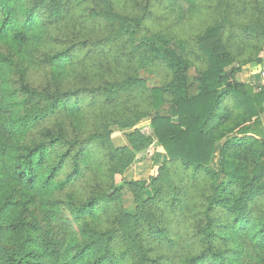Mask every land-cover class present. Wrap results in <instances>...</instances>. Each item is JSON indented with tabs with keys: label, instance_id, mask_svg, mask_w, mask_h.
Returning a JSON list of instances; mask_svg holds the SVG:
<instances>
[{
	"label": "trees",
	"instance_id": "trees-1",
	"mask_svg": "<svg viewBox=\"0 0 264 264\" xmlns=\"http://www.w3.org/2000/svg\"><path fill=\"white\" fill-rule=\"evenodd\" d=\"M263 51L264 0H0V264H264Z\"/></svg>",
	"mask_w": 264,
	"mask_h": 264
},
{
	"label": "rangeland",
	"instance_id": "rangeland-1",
	"mask_svg": "<svg viewBox=\"0 0 264 264\" xmlns=\"http://www.w3.org/2000/svg\"><path fill=\"white\" fill-rule=\"evenodd\" d=\"M180 30H191L193 28V25L190 23L188 24L187 21H184L180 23L179 25ZM174 44V43H173ZM172 46L176 48V45L174 44ZM262 62L260 64H251L249 66H246L242 70H244V73L250 74L253 77H256L255 81L259 82L258 84L255 83V85H264V79L261 78L260 74L264 72V51L260 54ZM252 77V78H253ZM246 83L250 85V81L244 80ZM148 121V120H147ZM263 123H264V117H263ZM129 132V130H121L118 128H113V133H112V140L113 143L117 146H122L123 144H126L127 141L125 140V134ZM218 151H219V146L216 148V151L213 155V159L211 161V166L218 169ZM164 153L161 149H158L156 151L155 157L153 159H150L146 157L145 153L138 154L136 156V159L134 162L128 167V169L123 173V179L128 180V179H147L151 171L158 167L163 160ZM123 194L125 197H129V192L127 189L123 190Z\"/></svg>",
	"mask_w": 264,
	"mask_h": 264
},
{
	"label": "crops",
	"instance_id": "crops-1",
	"mask_svg": "<svg viewBox=\"0 0 264 264\" xmlns=\"http://www.w3.org/2000/svg\"><path fill=\"white\" fill-rule=\"evenodd\" d=\"M252 77L253 76H251V73L250 74L244 73V70H241L240 72L235 74V79L239 82H245L244 80H246V81H250L251 84H254V85H255V83L258 84L259 82L255 81L256 77H253V78ZM125 140H126V138H125ZM126 144H123V145H126Z\"/></svg>",
	"mask_w": 264,
	"mask_h": 264
},
{
	"label": "built area",
	"instance_id": "built-area-1",
	"mask_svg": "<svg viewBox=\"0 0 264 264\" xmlns=\"http://www.w3.org/2000/svg\"><path fill=\"white\" fill-rule=\"evenodd\" d=\"M261 78L264 79V72L260 74Z\"/></svg>",
	"mask_w": 264,
	"mask_h": 264
}]
</instances>
